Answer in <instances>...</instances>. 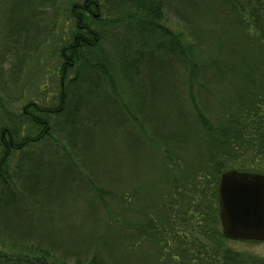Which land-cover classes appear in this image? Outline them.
Masks as SVG:
<instances>
[{"label":"trees","instance_id":"trees-1","mask_svg":"<svg viewBox=\"0 0 264 264\" xmlns=\"http://www.w3.org/2000/svg\"><path fill=\"white\" fill-rule=\"evenodd\" d=\"M164 1L80 0L64 4L57 0H0V264L107 263L105 243L92 250H83L87 246L71 248L74 245L61 239L53 227H38L35 212L41 207H60L75 188L85 197L89 195L92 203L105 207L110 197L94 172L99 166L88 169L90 152L95 149L92 137L109 124L117 135L124 132L127 138L133 137L135 128L143 130L144 121L138 113L139 103L145 102L137 99L133 108L126 104L115 76L135 85L146 61L187 72L196 126L187 125L183 130L190 132L191 141L196 138L191 130H199L203 159L191 173L185 172L182 185L173 186L176 199L170 208L169 235L151 220L134 225L132 233L150 243L158 259L161 255L160 261L171 264H264V259L231 249L227 243L239 241L225 239L217 229L220 175L227 171L264 174V0H197L219 8L224 20L219 38L234 34L250 53L235 64L221 62L219 53V76L227 78L237 71L242 78L219 126L195 102L193 88L201 85L195 43L173 22L175 28L168 26ZM61 4L72 27L68 39L55 48L58 92L51 103L29 101L20 111L12 112L3 94L17 87L23 64L35 51L41 30L38 14L53 13L50 24L54 26ZM106 26L122 27L125 32L115 38L119 68L106 59L102 47ZM219 46L226 48V42ZM176 99L171 101L177 106ZM19 100L20 96L13 103ZM158 147L173 172L175 156ZM13 156L16 161L11 166ZM93 159L98 163L96 156ZM117 226L122 228V223Z\"/></svg>","mask_w":264,"mask_h":264},{"label":"rangeland","instance_id":"rangeland-1","mask_svg":"<svg viewBox=\"0 0 264 264\" xmlns=\"http://www.w3.org/2000/svg\"><path fill=\"white\" fill-rule=\"evenodd\" d=\"M57 1L65 4L67 1L80 0ZM163 8L168 26L175 28V25L170 24L173 22L178 29L191 35L190 39L195 43L201 84L193 88L195 102L204 115L219 126V119L227 110L226 104L242 83L237 71L227 78L219 76V53L221 62L232 64L246 60L250 53L245 52V45L234 34L226 33L223 38H219L224 25L219 8L197 0H165ZM64 11L65 6L61 4L54 26L50 24L53 13L46 11L43 15L38 14L41 30L35 51L24 62L17 87L8 88L3 94L4 103L10 111H20L29 101L51 103L57 94L59 60L55 48L68 39L72 27ZM104 32L106 39L102 47L106 59L113 67L119 68L115 58V38L125 36V32L122 27L110 26H106ZM223 42H226V48L221 49L219 44ZM251 61L248 60L246 64ZM139 69L141 75L134 80L135 85L124 82L122 78L120 80L117 75L115 77L119 88H122L126 104L133 108L137 99L145 102L139 103L140 115L136 110L144 121L141 126L143 130L135 128L131 131L133 137L127 138L124 132L117 135L109 124L100 128L91 141L95 149L90 152L93 161L89 159L88 169L99 166L94 172L100 176L104 193L110 197L105 200V207L92 203L89 195L85 197L75 188L66 194L60 207H41L39 213L35 212L38 227L47 230L53 227L61 239L74 245L71 248L87 246L83 250H92L93 246L97 249L100 242L105 243L106 264H171L168 260L160 261L161 255L158 259L151 244L141 236H135L132 230L134 225L151 220L160 225L162 233L168 236V224L172 220L170 208L176 199L173 186L182 185L185 172L191 173L201 165L203 159L199 130L190 129L191 135L196 137L192 141L190 132L183 130L187 125L190 128L196 126L186 82L187 72L177 70L174 65H151L147 61L144 68ZM124 90L127 92L124 93ZM19 96L21 100L13 103ZM176 97L177 106L171 101ZM56 135L61 136L58 133ZM175 141H178L177 145ZM154 142L175 156L172 162L177 171H170L171 162ZM95 156L98 163L93 159ZM10 161L13 166L16 157L13 156ZM120 223L122 228L117 226ZM217 229L221 231L219 222ZM187 235L190 237L191 231ZM198 239L207 244L202 238ZM227 244L235 251L264 259V242ZM169 245L175 247L172 241ZM187 248L191 250V246Z\"/></svg>","mask_w":264,"mask_h":264},{"label":"water","instance_id":"water-1","mask_svg":"<svg viewBox=\"0 0 264 264\" xmlns=\"http://www.w3.org/2000/svg\"><path fill=\"white\" fill-rule=\"evenodd\" d=\"M217 192L224 238L264 242V174L227 171L220 175Z\"/></svg>","mask_w":264,"mask_h":264}]
</instances>
